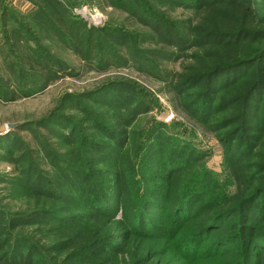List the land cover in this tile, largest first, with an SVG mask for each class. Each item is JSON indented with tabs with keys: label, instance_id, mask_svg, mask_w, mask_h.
<instances>
[{
	"label": "trees",
	"instance_id": "16d2710c",
	"mask_svg": "<svg viewBox=\"0 0 264 264\" xmlns=\"http://www.w3.org/2000/svg\"><path fill=\"white\" fill-rule=\"evenodd\" d=\"M110 1L165 48H200L175 88L192 98L186 108H194L197 120L216 131L233 190L225 192L228 184L212 179L205 153L181 139L189 134L179 131L183 124L153 119L147 130L129 133L135 117L156 101L141 87L111 83L69 96L79 115L62 111L19 127L38 139L52 171L29 157L16 130L0 137V156L22 164L11 181L49 202L12 213L0 208V264H264V0ZM31 2L22 14L0 0V41L9 47L8 58L16 56L10 68L17 82L10 91L0 78V99L31 96L52 80L79 76L44 39L71 49L88 67L134 65L168 79L136 46L144 33L89 27L73 11L76 3L67 0ZM163 6L200 10V20L170 19ZM19 48L25 50L18 56ZM163 50L153 52L159 56ZM42 126L71 149L60 152L58 143L40 133ZM160 142L159 163L167 175L189 172L175 197L146 180L148 171L151 177L163 174L147 161ZM206 190L211 200L197 204Z\"/></svg>",
	"mask_w": 264,
	"mask_h": 264
},
{
	"label": "rangeland",
	"instance_id": "374dc122",
	"mask_svg": "<svg viewBox=\"0 0 264 264\" xmlns=\"http://www.w3.org/2000/svg\"><path fill=\"white\" fill-rule=\"evenodd\" d=\"M15 7L19 13L26 14L33 6L32 0H5ZM72 3H76L73 11L81 18L89 27L101 28V27H116L126 29L128 32L136 34L135 32L144 33L139 41H136V46L139 51L145 54L148 58L153 59L158 63V67L162 71L168 73V79L155 78L145 73L146 71L140 70L134 65H121L112 66L106 70H99L92 66H86L85 63L77 56L71 49L68 50L58 42L43 40L45 45H50L49 49L51 53L69 63L77 69L79 76H65L52 80L49 82L47 88L43 91L35 93L27 97H18L15 100H2L0 99V137L7 134L12 130H16L18 135L28 147L29 157L38 161L43 170L52 171L44 160V153L41 147L38 145V139H35L32 132L19 128L21 125L28 122H36L43 120L45 117L57 115V113L64 111L67 114H78L73 104L70 106L68 103L69 96L72 98L75 95H81L86 92L96 91L103 86L111 83H124L133 84L141 87L144 91H147L151 97H153L154 105L152 110L146 113L139 114L135 117V120L129 126V133L131 131H145L149 128L153 119L158 122L170 123L176 121L181 126V132H189V134L181 136L182 140L192 141L203 153L206 158L204 160L207 170L213 175L212 179H215L219 185L228 184L225 186V192H232L234 185L227 182L224 176L223 170V157L222 148L216 137V131L209 128V126L201 124L197 119L194 108L190 111L186 108V103L192 98H186L188 96H181L177 92L175 85L178 83L179 75L186 72V68L194 63L192 58L193 54L200 52V48L196 46H190L184 50H175L174 48L163 46L158 40H155L152 31L148 28L138 24L136 20L132 19L128 13L119 7H116L110 0H67ZM16 3V6H15ZM170 19L174 20H188L197 24L200 20V10L185 7H161ZM24 20V19H22ZM32 25V24H31ZM110 25V26H108ZM31 27V26H30ZM33 29L36 26L32 27ZM147 35L148 37H146ZM1 40V39H0ZM1 43V41H0ZM0 46V78L3 83L9 86L10 91H16V75L13 72V66L11 62H16V56H7L8 46L1 43ZM164 49L162 53L157 56L153 50ZM22 48L18 49V56L23 54ZM175 51V54L172 52ZM26 51H24V54ZM19 59V58H18ZM19 64L24 65L19 59ZM18 66V64H15ZM28 67V66H27ZM197 89L189 90L190 93ZM17 95H20L17 92ZM185 95V94H184ZM186 102H185V101ZM63 106V109L61 108ZM72 107V108H71ZM193 113L194 116L191 114ZM79 115V114H78ZM112 123L115 119H110ZM10 124H17L16 127L11 128ZM49 126L39 127L38 130L41 134L49 138L51 144L58 143L55 148H59L60 152L70 150L69 145H65L61 141L56 140L55 136L50 132ZM154 143V141H151ZM163 143H159L158 146H154L149 152L147 161L151 166L162 172V175H157L155 172L152 175L146 173V180L158 189L157 191H163L167 195L173 197L176 196L179 189L178 185L185 183L189 172H186L179 179L174 175H167V170L164 167H160L159 159L163 154L161 146ZM24 146L21 150H24ZM159 149H161L159 151ZM164 160V158H163ZM29 161V159H28ZM24 164V163H23ZM16 165L10 159L0 156V208L7 212L27 211L32 210L35 207H44L49 205V202L44 203L46 199L38 198L35 195L27 193L23 186L11 181L20 176V166ZM157 166V167H156ZM98 168H108L105 164H100ZM148 167V166H147ZM159 169V170H158ZM128 171V170H126ZM158 176V177H157ZM260 174H258V177ZM137 179L141 178V175L136 176ZM112 183V178L106 180ZM139 185V184H137ZM143 183H141L142 186ZM205 189H209V185L205 184ZM201 196V195H200ZM199 196L197 204H202L204 200H211L210 194L204 192L202 196ZM36 199H41L40 202H36ZM130 203L128 204L129 209ZM170 209L171 206L169 207ZM160 213V212H155ZM163 217V213L159 214ZM209 234V233H208ZM210 238H211V234ZM208 244V242L206 243ZM164 259H169V255H165Z\"/></svg>",
	"mask_w": 264,
	"mask_h": 264
},
{
	"label": "water",
	"instance_id": "95a60500",
	"mask_svg": "<svg viewBox=\"0 0 264 264\" xmlns=\"http://www.w3.org/2000/svg\"><path fill=\"white\" fill-rule=\"evenodd\" d=\"M17 126V124H10V127L11 128H14V127H16Z\"/></svg>",
	"mask_w": 264,
	"mask_h": 264
},
{
	"label": "crops",
	"instance_id": "0c3cea01",
	"mask_svg": "<svg viewBox=\"0 0 264 264\" xmlns=\"http://www.w3.org/2000/svg\"><path fill=\"white\" fill-rule=\"evenodd\" d=\"M15 6H16V3H15Z\"/></svg>",
	"mask_w": 264,
	"mask_h": 264
}]
</instances>
